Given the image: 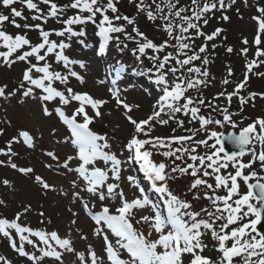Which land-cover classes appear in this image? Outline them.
Here are the masks:
<instances>
[{
    "label": "snow or ice",
    "instance_id": "1",
    "mask_svg": "<svg viewBox=\"0 0 264 264\" xmlns=\"http://www.w3.org/2000/svg\"><path fill=\"white\" fill-rule=\"evenodd\" d=\"M16 0H0V4L4 7L13 5ZM28 9H36L37 5L33 3V0H23ZM45 4H50V14L57 16L58 7L51 0H43ZM155 3V12L149 5L145 3V0H140L137 8L141 12H146L149 20L155 21L160 19L162 21V29L168 37L172 38L175 43L172 45L173 49L183 54V58H179L168 52L166 55L159 57L152 55L149 57L155 66V83L161 90V95L158 98L157 104L154 106V110L151 115L146 119L140 120L139 122L128 116V120L134 126L135 134L128 140L125 147L131 150L132 155L130 159L134 158L136 161L141 162V167L147 177L151 179L154 184L159 181V186L156 187V191L162 194H166V205L167 215L164 216L159 212H156L154 216H142L141 219L150 225L154 229L155 233L159 236L156 239H150L152 233L149 232L146 236L143 233L136 231L131 223L130 217L132 211L135 208H143L145 205L150 203L147 196L143 198H137L131 202L123 201L121 206L116 210V214H111L108 207H103L101 211L93 213L89 210L88 204L84 203L83 207L88 215L95 221L97 225H101L96 230V235L101 237L104 244V252L107 256V261L110 264H184L183 257L189 255L191 259L188 264H233L234 258H241L242 264H264V234L257 231V225L261 223L262 212H264V183H261L262 177H259L257 172L250 171L245 174L246 169H251L257 161L260 162V167L264 169V118H257L251 124L242 128L239 131V135H229L224 138L222 133L216 131H208L207 127L210 124H221V120L212 119L211 117L206 118L204 115H200L201 108L197 106H191L194 103L200 106H206L211 108V104H205L203 98L197 99L195 102L192 97L186 96V92L189 89L199 90L200 86H207L208 81L206 79H200V77L207 78L209 72L207 69L197 67L193 65L194 61L201 60L202 53L205 52L206 46L202 45L198 51L193 49L192 41L197 37H204L206 40H212L222 30L217 28L211 35H205L201 30L200 21H203L204 25H207L208 19L206 13L217 7L216 3L210 2V0H191L190 6H181L180 0H161V3ZM220 6L223 7V0H220ZM73 9L79 8L81 11H87L90 15L81 17L79 15L68 18L64 23L73 25L82 23L85 20L91 21L100 13L102 19L100 20V31L99 34L103 37V44L99 48V52L103 54L105 52V46L108 41L112 39L111 33L125 32L123 26H116L112 19L108 15L104 14L107 10H111L113 13L117 11L113 0H107L106 4H100V0H73L70 4ZM167 8V12L164 9ZM258 11L264 13V8H259ZM12 15L20 17L22 13L15 7L11 9ZM190 13V14H188ZM120 16H116L115 20H120ZM129 25L134 24V20L125 16L123 17ZM223 19L227 20L228 17L224 16ZM258 21V34L255 38L254 43L259 46L261 43L260 32H264V19L260 17H254ZM9 20L8 15L0 14V23ZM15 24V21H12ZM19 27V25H16ZM27 27V26H26ZM39 28V25H36ZM190 30H193L190 33ZM132 31L136 33V36L143 38V42H138L136 49H133V54L137 52L141 55H147L146 49H150L153 52L159 53L169 46V41L165 40L161 44H156L151 40H148L144 33L140 32L136 27L132 28ZM65 33L76 35L72 28H65L64 31L57 32L59 36H63ZM83 35V33H81ZM128 39H134L131 35L125 33ZM40 36L43 38L41 43L32 46L30 51H25L23 54L17 56L20 61L28 60L35 54L36 61H45V57L49 53H53L54 50L59 47L64 49L68 45L64 43L52 42L49 40V32L40 31ZM118 39V37H117ZM0 40H2L6 51H0V58H3L4 62L9 63L10 56L15 53L18 49H21L23 45H30V41L23 35L12 36L4 31H0ZM248 43L247 40L244 41ZM126 47V45H125ZM46 51L43 55H40L41 49ZM123 49H121L122 51ZM191 51V54H188ZM228 52H232L231 48L227 49ZM242 53H247L248 49L244 48L241 50ZM141 55H137L136 58L139 60ZM256 56H264V50L257 47ZM55 57L58 61H63L64 66L67 68L69 65L77 63V61L71 60L68 56L64 55L62 51L56 52ZM175 64H172V61ZM203 64L208 63V59L205 57L202 60ZM257 61H251L246 65L247 71L245 72L244 81L236 84L235 90L232 93L221 92L219 96H226L228 101L231 102L233 95H237L239 90L245 87L246 81L248 80V72H250ZM192 65V66H189ZM178 66V67H177ZM189 66V67H186ZM33 70L36 73H42L43 75L39 78H33ZM151 71V69L149 70ZM229 75L232 70L228 69ZM197 74L192 76L191 74ZM69 76L75 77L83 82V78L78 75L75 71H69ZM169 75L171 76V82H169ZM23 80L29 84L34 85L37 89H42L45 93L40 96L43 102L52 101L55 98H59L61 104L67 105L70 100L78 101L80 106L77 107L72 116L68 117L64 111L60 108H56L55 112L58 117L66 124L70 130V143L74 146L75 156H69L65 160L63 167L68 171H74L79 177L86 182V190L89 193L97 194L99 199L103 201L108 196L115 195L114 189L117 185L113 183L107 184V193L103 189L105 181L108 179V172L104 169L97 167L96 162L103 160L105 164L111 162V174L115 179H119V171L121 161L117 159L115 155L109 154L105 151L109 147L106 137L98 135L90 130L89 125L92 123L94 117L89 116L86 111V106H90L94 110L96 117L102 115L99 108L106 101L92 98L87 93H76L71 88H66L65 91H58L52 86L53 80H59L66 82L68 76L61 75L59 72L50 71V65L44 63L43 66L38 64L30 63V66L23 72ZM47 81L48 83H45ZM223 83H229L228 80H224ZM65 92L67 95H65ZM33 89L29 88L23 92L25 97L32 95ZM5 89L0 88V97L5 96ZM113 96L116 98L118 104H123V107L131 111L127 104H124L119 99L117 93L113 91ZM7 95H12L8 93ZM255 95V94H251ZM183 99V102H181ZM241 103L243 104L244 98L241 97ZM216 109H213L215 111ZM45 115H51L46 106L42 109ZM223 115V121L232 123L231 114L228 113L227 108L221 110ZM180 112L190 114L192 120L198 121L200 125L199 130L205 131L208 134L209 139H215V143L209 145L207 140L199 139L193 140L196 135L193 132L192 135L188 136H173L170 138L161 137H149V133L152 127L156 124H168L170 120L175 118V115ZM168 119H164V116ZM82 117V121H78L77 117ZM179 126H183V121L177 122ZM259 126V131H257ZM198 130V131H199ZM2 131V130H0ZM143 135L149 138H140ZM19 136L23 138V142L28 146L32 144V137L27 131H21ZM16 138L14 137L13 140ZM223 139H227L238 150L226 151V145L223 143ZM259 142L262 146V150L257 154L254 148L247 147L254 142ZM180 143L181 147L176 148L174 151L171 149V143ZM185 142L189 143L188 147H184ZM11 141L9 142L8 151L11 152ZM204 145L206 148H211L210 154L198 155L196 154L197 147ZM151 149L158 150L159 148L166 147L167 151L163 152L165 157H173L177 160L183 159L184 156L188 157L191 163H186V166H175L171 168V173L179 172L181 175H190L194 179L191 182L189 191L199 190L201 186L205 188L203 196L205 199L211 200L212 205L215 208L214 212L208 211L207 209H201L200 212L193 210L191 202L181 199L167 187L166 181L170 178L169 172L167 171V165L164 162H154L152 157ZM219 146V147H217ZM0 149V152H3ZM180 153V155H177ZM251 154V159L245 163L241 157L246 154ZM49 156L56 158L53 153L49 152ZM78 159L79 164L75 169L69 166L68 161ZM198 161V163H196ZM4 161H0L3 164ZM12 168H17V165L10 163ZM231 167L234 172H228L226 175H222V169H228ZM211 170V171H209ZM22 173H31L30 168H20ZM212 177L214 178V185L209 183L207 179L201 177ZM129 180H133V177H129ZM251 179H255L256 183H249ZM37 181H40L44 189H48L50 186L44 183L39 176L36 177ZM238 180H242L247 186L248 191L245 194H240V184ZM5 185H9L8 180H4ZM75 185V181H73ZM216 189L226 190V195H217ZM208 190H212V195H209ZM143 191V190H141ZM77 197L79 193H74ZM121 198L123 194H119ZM234 197H238L235 198ZM200 196H195L194 199H199ZM256 200L258 204H253L251 201ZM219 202V203H218ZM0 201V204H3ZM246 208V210H245ZM25 212L29 211V208L24 209ZM201 212L205 213L208 219L201 218ZM43 215V213H41ZM21 214L17 213L16 217L9 221L7 218H0V235L8 238L11 247L18 252L20 256H26L33 264H39L43 257H53L57 261L62 258V253L57 251L53 243L60 249L66 252H73L71 241L68 238H61L56 231L46 233L41 230H32L28 227L21 226L17 221L20 219ZM254 216L255 219H250L248 222H244L245 218ZM219 223V231L216 230L214 225ZM239 222V226L231 227ZM75 223V221H73ZM111 231L112 236L116 239L111 240L109 235L106 233L103 226ZM170 226V227H169ZM211 230L212 236L218 240V251L222 255L218 260H212L209 257L201 255L205 245L201 242V236L203 235L201 229ZM15 230V233L19 235L21 242L27 241L28 244H33L34 247L37 245L32 239L24 233H29L31 236L39 238V242L44 245L40 248V256L29 254L25 251L23 243L19 246L15 243L12 238L10 230ZM228 241H231V246H227ZM162 249V250H158ZM121 251H125L128 254V259L121 258ZM83 259V254H77ZM92 257V264H104L102 259L99 260L96 257L95 252H90ZM257 257L255 261L252 259ZM0 262L2 264H11L5 257L0 256Z\"/></svg>",
    "mask_w": 264,
    "mask_h": 264
},
{
    "label": "rangeland",
    "instance_id": "2",
    "mask_svg": "<svg viewBox=\"0 0 264 264\" xmlns=\"http://www.w3.org/2000/svg\"><path fill=\"white\" fill-rule=\"evenodd\" d=\"M58 1L60 3L62 0ZM190 1L191 0H182V3L185 2L188 4ZM216 1L220 6V0ZM100 4H106V0H100ZM114 4L117 11L113 13L111 10H107L104 14L108 15L112 21H116L122 26L125 22V20L124 22L122 20V13L123 10L125 12L127 11L124 7L127 4H131L130 7L132 9H137L138 0H123L122 4L119 2ZM223 5L222 8L225 10V16H228L229 19L224 21L223 16L219 14L218 17L220 19L218 22L216 20V23L222 25L223 30H226L228 40L224 42L222 49L221 47H217L218 45L216 44L221 40L220 36H218L219 38L215 37V41L213 40L211 42L217 48L214 50L212 49L214 47L210 46V49L205 51L204 56L206 55L208 63L206 65L203 64L204 67H201L202 70L205 68L207 69L209 76L207 78L200 77V79H206L208 81L207 86H200L198 91L196 89H189L186 92V96L192 97L194 102L199 98H203L206 105H212V107L209 108L194 103L193 106L201 108L200 115L212 113V115H216V119L223 120L224 113L221 110L226 107L221 105L229 101L226 96H219L218 94L221 92H234L236 84L244 81L245 72L247 71L246 65L255 60L257 64L248 72V80L246 81L245 87L240 89L242 91L239 90L242 96L238 95V93L234 95V99H231V101L234 103H241L240 98H244L245 102L243 104L247 109H250V118L248 121L253 119V116L256 114L264 118V97L261 96L264 95V56H256L257 47L264 50V32L259 33L261 37L260 45L257 46L254 43L259 31L258 21L254 19V17L264 19V13L258 11L259 8H264V0H223ZM2 12L4 11L2 10ZM62 15H60L58 20L65 18L64 15L66 14ZM117 15L121 17L120 20H115ZM130 18L133 19V16H130ZM100 19H102V16ZM125 23L128 24L127 22ZM133 27H136L140 32L144 33L145 37L148 35L147 37L149 40L159 41L154 42L156 44H161L165 40L169 41V46L159 53L146 49L148 59L152 55L162 57L168 52H173L174 55L177 54L176 56L181 59L183 58V54L171 49L175 41L167 36L161 24L159 23L156 25L152 20H147L143 12L137 13L134 25L128 24L127 28L132 30ZM46 28L48 29L47 32L50 34L61 31L59 26L55 23L48 24ZM99 31L100 26L94 28L93 32H90V36L86 38L83 43L76 41V37L74 38V35L69 33H65L61 37L49 39L57 43V45L60 43L68 45V47L64 49L57 47L53 53L49 54L55 57L56 52L62 51L63 54L68 56L71 60L77 61V63L71 64L66 68L63 61L57 60L59 68L56 71L61 75L68 76V80L66 82L53 80L52 86L54 88L58 91H65L66 88H71L76 93H87L94 99L106 101V103L99 108L102 113L99 117L95 116L94 110L90 106H86L88 115L94 117L92 123L89 125L90 130L98 135L106 137L107 143H109L110 146L108 149H111V151L115 153L111 155H115L117 159L121 161L119 179H115L111 174V162L107 164H105L103 160H98L96 162L97 167L108 172V179L105 181L102 190L107 193L108 183L117 185L114 189V193L116 194L106 197L103 201L99 199L97 194L89 193L86 190V182H84L77 173L68 171V169L63 167L67 157L75 156V149L70 143V130L58 117L55 109L60 108L64 111L66 116L71 117L74 110L80 106L79 102L70 100L67 105H64L60 103L58 97L52 101L43 102L39 97L45 93L42 89H37L34 85L23 80L24 71L21 73L22 68H19V64L16 60H12L9 63H5L3 58L0 60V68H3L6 74L0 76V88H4L6 93L5 96L0 97V130H2L0 133L2 140H5L3 148H8L9 142L11 141L10 147L17 148L19 152L17 162H14V164L18 166L23 165L26 168L32 169L31 173H22L19 171L18 166L15 169L10 166L11 161L9 158H4V163L0 165V201L4 202L0 204V213L2 214L3 212L9 215L7 217L11 218L14 217L11 215L14 212L20 213L21 216L17 222L21 226L31 228L34 231L36 229H43L48 233L56 231L61 238L70 239L74 249L73 252H66L53 244L57 251L62 253L61 260L57 261L53 257H43L39 264H92L90 252H95L98 262L102 259L104 264H110L104 252L103 240L96 235V230L100 228L101 225H97L91 216L88 215L83 204L87 203L89 210L93 213L101 211L102 208L106 206L109 208L111 214H116V210L121 206L123 201L126 200L131 202L137 198L142 199L144 195L149 194L147 189L142 191L144 195L142 192H139L140 186H142V183L139 182L145 181L146 179V181H149L150 185L151 183L154 184L147 175L139 171L140 169L143 170L141 162L137 161L138 165H136L135 159L129 158L130 155H132L131 150L125 147L128 140L135 134L134 126L127 117L131 116L132 119L138 122L146 119V116L154 110V106L156 105L154 101L162 94L155 81L152 83L150 77L153 73L148 71L153 61L149 59L150 65L145 69L143 64L145 63L146 56H141V58L137 60V55H133L132 53L129 54L128 52L133 50V44L127 43L125 38L117 39L113 35L114 33L110 34L112 39L108 41L105 46V52L101 54L99 48L104 41ZM118 34L123 37V32ZM133 36L138 37L134 32ZM42 39L41 36H38L34 41H30V45L26 46L31 48L41 43ZM245 40L248 41L247 44L244 43ZM117 42L121 43L120 47ZM126 44L127 53L124 52L126 51ZM118 47L119 50L123 49L124 51L117 50ZM228 48H231L232 52H228V54L230 53L228 56L222 57L224 55H222V53L219 54L218 51L224 50L225 52ZM244 48L248 49L247 53H242L241 50ZM42 51L45 52L46 48L42 49ZM172 64H175L174 60ZM229 68L232 70L231 75H229L228 72ZM70 70L78 73V75L83 78V82L75 77L69 76ZM32 74L33 78H39L43 75L42 73H36L35 70H33ZM191 75L196 76L197 74L193 73ZM224 80H228L229 83H223ZM45 83L48 82L45 81ZM29 88L33 89V93L25 97L23 92L27 91ZM113 91L117 93L119 99L122 100L124 104L130 107L131 111L126 110L123 104L117 103L116 98L112 94ZM8 93H12V95L9 96L7 95ZM258 93H261V95ZM251 94L255 95L253 96ZM65 95H67L66 92ZM216 104L218 105L216 106ZM44 106L48 108L51 115H45L43 113L42 109ZM213 109L216 110L213 111ZM231 118L233 122H235L234 120H239L237 116L232 117V114ZM77 120L82 121V117L78 116ZM234 124L235 126H233L232 123L227 124L224 121V124L221 125V130L227 131L230 127L238 130V127H240L238 125L241 124V122H239L238 125H236V123ZM21 131H27L30 134L32 137L31 146L23 142V138L19 136ZM14 137L16 140L12 141L11 139ZM205 137H208V135L204 131L200 130L197 133V139ZM140 138H142V135ZM252 148H254L257 153L262 150V146L259 142L258 144H252ZM108 149H105V151L109 152ZM171 149L173 151L175 150L174 147H171ZM201 149L203 148L198 147V151ZM166 150H168V148H166ZM49 152L53 153L56 158L54 159L49 156ZM122 152H124V154L128 153L129 155L123 156ZM177 155H180V153H177ZM248 155V157H251L250 153ZM166 158L167 159L164 161L168 162L170 167H175L177 165L181 166L182 161L185 160L184 158L177 160L175 156ZM169 158L173 159L170 161L168 160ZM155 160H157V162H162L159 155H156ZM68 163L72 169H75L79 161L78 159H74L68 161ZM231 170L232 168L226 169V174L231 172ZM252 171L257 172L259 177L264 178V169L260 167V164ZM37 176L50 187L44 189L41 182L36 180ZM176 176V182L172 183L171 188L173 187V191L176 192L177 195H184L187 199H190V194L186 193L189 180H185L184 178L187 177L181 175L179 172L174 173L172 178ZM129 177H133L134 181L129 180ZM208 179L213 178L208 177ZM4 180H8L9 185H5L3 183ZM261 180L264 181V179ZM73 181H75V185ZM153 184L150 187L151 191H153V187L156 189L160 182L157 181L154 185ZM142 188H146V186ZM74 193H79V196L77 197ZM120 193L123 194L122 198L119 195ZM159 194L163 197L162 203H166V194L160 192ZM148 198L150 203L143 208L133 209L130 220L136 231L146 236L151 232L152 235L149 238L156 239L159 234L155 233L154 229L141 219L142 216L152 217L158 212L157 210L153 213L151 211V209H156L158 199L152 194ZM192 203H195V200L192 201ZM203 205H205V203H203ZM25 208H29V211L25 212ZM208 211L214 212V206L210 205ZM41 213H43V215H41ZM202 218L208 219L205 213H202ZM251 218L252 216H249L245 219L250 220ZM73 221H75V223H73ZM103 227L110 239L114 242L116 238L112 236L111 231L106 228V225ZM17 243L18 246L23 243L24 248L26 246V250L30 252L29 254L41 255L39 248H37L40 247L39 243H35L37 247H34L33 244H28L26 241L21 242L18 240ZM6 245L7 243L0 247L2 256L10 261L11 264L12 261L13 263L15 261L16 264H19V261L23 259L15 255L17 251L14 249L10 252ZM208 251L209 248L204 249L201 255L206 256L210 254L211 252ZM78 253L83 254V259L77 255ZM121 258L127 260V252L121 251ZM189 258V255L183 257L184 264H188ZM256 258L257 257H253L252 259L255 261ZM10 259H12V261ZM21 264L30 263H28V261H23ZM239 264H242V259L239 261Z\"/></svg>",
    "mask_w": 264,
    "mask_h": 264
},
{
    "label": "trees",
    "instance_id": "3",
    "mask_svg": "<svg viewBox=\"0 0 264 264\" xmlns=\"http://www.w3.org/2000/svg\"><path fill=\"white\" fill-rule=\"evenodd\" d=\"M159 1L161 2V0H159ZM210 2L216 3L217 7L215 9H213L214 10L213 12H211V13L208 12V13L205 14L206 18L208 19V23L205 26L206 29H210L215 24V19H216L215 12H216V14H219V13L223 12V9L219 8L218 3H217L216 0H210ZM34 3L37 5L36 9H28V8L27 9H23L20 0H16V2L13 5H11V6H14L18 11H22V15L20 17H16L15 21H17V23H18L19 27L22 29V31L25 32L27 35L29 34V36L32 34L34 26L39 25L40 21H49L46 18H47L48 11H50V10L46 9L45 5L42 2H40V0H35ZM184 3H182L180 1V5L181 6H190V2H188V4L187 3L184 4ZM66 7H68V6H66ZM73 11H74V9H73ZM164 11L167 12V8H165ZM188 14H190V13H188ZM81 15H83L82 17H85V16L90 15V13H88L87 11H84V13H81ZM9 19H10L9 20L10 23H12V21H14V18L12 17V15L9 17ZM96 21L97 20H95V17H94L93 20H91V21L85 20L82 23L73 24V26L76 29H79L78 27H80L81 29L84 30V29L88 28L90 25L97 23ZM9 29L15 30L12 27L11 24L7 23V30H9ZM82 33H83L84 36L87 35L86 32L82 31ZM202 43H203L202 40H199V39L198 40H193L192 41L193 49L197 50V48L200 45H202ZM5 49L6 48L4 47L2 40H0V51H5ZM25 51H26V49L22 48L19 51V53H23ZM46 59H49V58L45 57V61H36L35 60V55H33L32 57H29L28 60L23 61V65L28 66L30 63H35V64L39 63V64L43 65L44 63L47 62ZM49 65H50V69H52V67L54 66L53 60L50 61ZM2 73H3V70L1 69L0 70V75ZM181 118H184L183 115L182 114H178V116L176 117L177 120L175 118L170 120V122H169L170 124L168 126L164 125L163 127H161V125L159 123H156L152 127V130H151L150 134L157 135V136H162V137H168V136H171V135L172 136H177V135H181V134L185 133L188 130L187 126L184 125V124H183V126H179L178 123H177L178 121H181ZM0 147H1V140H0ZM11 215H13V214H11ZM7 216H9V215H6L3 212H2V214H0V217L8 218ZM1 241L2 240L0 239V242ZM0 264H2V262H0ZM233 264H234V262H233Z\"/></svg>",
    "mask_w": 264,
    "mask_h": 264
},
{
    "label": "water",
    "instance_id": "4",
    "mask_svg": "<svg viewBox=\"0 0 264 264\" xmlns=\"http://www.w3.org/2000/svg\"><path fill=\"white\" fill-rule=\"evenodd\" d=\"M230 134H231V135H239V133H238V134L229 133V134H223V137L226 138V137H228ZM223 143L226 145V148H225L226 151H228V150H233V151L238 150V149H236L231 143H229V141H228L227 139H223ZM262 214L264 215V212H262ZM261 224L264 225V221H262Z\"/></svg>",
    "mask_w": 264,
    "mask_h": 264
}]
</instances>
